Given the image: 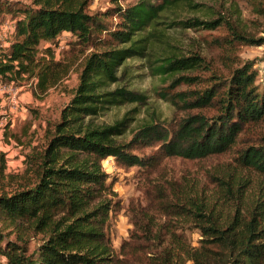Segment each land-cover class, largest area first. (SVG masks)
<instances>
[{"label":"trees","instance_id":"trees-1","mask_svg":"<svg viewBox=\"0 0 264 264\" xmlns=\"http://www.w3.org/2000/svg\"><path fill=\"white\" fill-rule=\"evenodd\" d=\"M184 1L138 0L90 14V0H32L18 10L9 46L0 47V82L34 79L41 94L55 87L72 66V60H56L54 43L64 34L94 51L85 57L59 120L46 129L44 144L25 156L21 175L8 176L15 187L0 192V241L15 235L0 247L7 264H130L124 259L127 245L117 253L111 243L116 193L102 162L113 158L127 167H151L152 158L133 151L156 142L165 157L201 160L225 154L247 128L264 124V87L256 84L251 66L237 67L229 80L214 74L203 78L199 72L209 70L204 58L173 52L157 31L162 16H174ZM171 23L182 30L221 25L199 19ZM234 41L264 44V38L232 30L227 43ZM48 42L40 51L39 45ZM130 59L142 60L150 75L169 82L159 97L185 113L173 129L145 122L125 141L136 108L111 124L94 123L112 108L146 105L145 94L120 85ZM180 87L185 89L168 91ZM235 162L216 178L210 195L196 180L169 182L156 205L163 221L149 216L141 230L146 241L157 239V246L135 264H264V186L255 194L251 178L240 174L264 176V139L244 148ZM4 230L10 231L2 235ZM190 230L199 234L198 247L186 236Z\"/></svg>","mask_w":264,"mask_h":264},{"label":"rangeland","instance_id":"rangeland-1","mask_svg":"<svg viewBox=\"0 0 264 264\" xmlns=\"http://www.w3.org/2000/svg\"><path fill=\"white\" fill-rule=\"evenodd\" d=\"M31 1L0 0V47L9 46L15 20L20 16L18 10L30 6ZM137 1L90 0L87 12L104 13L114 6L126 8ZM173 19L220 20L221 25L210 31L199 28L182 30L172 27ZM156 29L165 36L173 52L186 56L196 54L204 58L209 70L199 72L203 78L214 74L220 79L229 80L234 69L248 64L257 75L256 84L260 89L264 87V44L251 46L238 41L232 42L231 45L227 43L231 39L232 30L255 40L264 38V0H185L182 6L174 11V16H162ZM75 42L76 39L64 34L54 43L56 60H72V66L66 77L47 92L37 93L34 79L0 82V192L15 187L16 181L8 176L22 174L25 156L31 148L44 144L46 129L59 120L60 111L71 100L84 59L94 51L92 46L82 47ZM50 45L49 42L41 43L39 49L42 51ZM125 69L127 75L120 85L145 94L146 105L112 108L97 116L94 123L111 124L120 120L132 108H136L138 113L130 123L125 141L130 140L133 133L145 122L154 121L161 127L173 129L185 113L159 97L160 92L167 91L169 82L150 75L145 63L139 59L126 61ZM183 89L185 87L168 91L171 93ZM202 112L207 115L213 113ZM263 139L264 124H257L247 128L239 136L236 145L225 154L201 160L165 157L157 142L133 151V154L140 158H152L154 165L151 167H127L115 162L113 158L105 159L102 167L109 175L108 182L113 183V191L116 193L109 219L114 250L118 253L125 243L127 247L123 249L124 259L130 264L141 260L139 256L143 257L142 253L154 251L157 239L146 241L141 230L149 216L160 223L163 221L156 211V205L160 202L162 194L166 193L169 182H174V179L196 180L210 195L217 184L216 178L236 166L235 159L239 153L247 146L260 145ZM240 174L251 178L252 191L255 194L263 188V175L253 171H241ZM9 231H2V235ZM186 236L192 246H199L200 237L197 231H186ZM7 240L14 241L15 235L4 237L0 241V247L5 246ZM34 247L35 242L32 241L29 248L32 250ZM0 264H7L1 254Z\"/></svg>","mask_w":264,"mask_h":264}]
</instances>
